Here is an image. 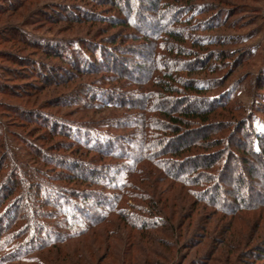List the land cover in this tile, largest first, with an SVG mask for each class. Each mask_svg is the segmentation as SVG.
<instances>
[{"label": "rangeland", "instance_id": "1", "mask_svg": "<svg viewBox=\"0 0 264 264\" xmlns=\"http://www.w3.org/2000/svg\"><path fill=\"white\" fill-rule=\"evenodd\" d=\"M14 1L7 10H4L1 5L3 3L0 4V24L4 25H0V72H5L1 77L4 78L6 84L0 83V140L1 136L5 135L9 138L8 144L15 150L13 155L4 158L5 162L0 169V191L4 192L2 195L6 199V201L3 199L5 202L2 204L3 196L0 193V264H263L264 260L254 259L252 263H247L249 259H252L247 257V250L253 248L255 244L264 243V200L262 201L264 199V151H262V146L264 149V0H193L190 2L193 4L191 10V6H185L188 1L175 0L176 2H172L174 8L163 6L158 7L156 11L152 2L160 1L159 4L165 5V0H118L114 5L111 0H102L101 4H95L92 0ZM62 4H67L74 13L77 12L81 19L71 21L57 18L53 21L45 19L42 15V13L51 14L55 19L61 16V12H64L62 14L66 16V11H62ZM187 20L190 22L187 23ZM4 21L8 23L16 21L14 22L16 25H12L20 27L26 39L35 43L36 48L24 47V45L22 47L17 40L13 39V32L4 30L3 27L7 25ZM217 23L224 25L211 29L213 27L211 25ZM173 30L181 32L182 35L183 43L178 46L185 47L187 50L193 49L198 54L194 56L173 54L170 58L160 56L158 59L160 58L159 61L163 64L174 58L180 61L195 60L194 67L196 71H200L199 73H190L191 66L189 71L186 66H180L179 69L171 67V70L179 77L202 80L209 85L207 88H210L202 95L218 100L216 112L222 114L215 119L229 123L224 128L222 126L217 130L213 128L215 132L211 130L209 135L215 139L220 136L224 137L225 148L227 147L228 151L234 154L233 156H237L235 157L237 159H232L227 153L221 159L220 168L229 164L230 167L226 169L230 173L223 176L221 172L225 169L203 171L201 168L197 173L203 180L202 185H186L174 181L169 176L172 170L167 169L169 171L167 175L151 162H143L142 166H144L140 174L133 178L137 186H134L135 190L130 188L131 193H147L149 197H155L158 203L156 207L162 210L161 213L156 212V208L152 211V207L148 208L145 213L147 200L131 194L132 196L128 195L122 201L116 202L118 212L111 214L106 222L94 225L81 235L72 237L71 234L65 241H57V232L66 233V231L53 224L54 214L58 215V213L54 207L47 206L43 202L46 199L45 196L42 198L34 191L32 184H26L27 173L43 174L39 176L41 179L33 181L38 182L37 184L62 185L71 190L105 189H101L99 185L92 184V182L56 179L57 176L62 175V166L58 164V158L78 155L75 153L76 145L68 146L69 148L65 150L63 142L69 140L67 137L53 135L47 127L43 126L32 129L34 123L21 125L22 118L18 109L28 111V108H32L51 113L59 118L95 123L113 137L130 136L136 131V127L130 126L132 122L127 125H106V121L118 120L117 124H121L122 121L126 122L122 116L138 112L135 108L129 109L115 104L119 99L113 93L104 95L110 96L113 102L98 108L89 106V108L81 109L80 105L78 107L61 104L52 106L53 101L55 100L54 103H56V99L60 96L72 93V88L76 86L83 90L89 84L94 87L100 86L96 81L98 79H100L101 86L107 89L118 87V91L128 93L142 91L143 87L139 89V86H143L140 78L149 75L146 70L147 67L152 68L153 63L149 64V61L144 60L143 62L148 64L142 71L128 63L130 66L127 67L128 69L123 68L122 72H118V67H114L113 59L124 61L129 58L135 63L140 62L151 55L153 44L155 45L159 40L166 43L172 39L169 31L173 32ZM144 34L151 39H134L137 36L142 38ZM118 36L119 40L116 45L123 50L122 52L113 49L112 38H118ZM91 40L105 45L103 48L109 51L107 56H104V53L101 55L103 59L96 65L100 67L96 72L72 73L69 80L42 84L38 89L34 86L39 85V80L33 76L19 80L6 75L8 72L5 68L15 69L19 66L1 56L2 51L13 47L15 49L20 45L19 53L34 58L40 63V68L49 62L56 64L59 67L53 68L55 70L51 67H44L45 71H52L50 73L66 77L69 75L68 70H75L74 67L65 59L45 53L44 50H47L44 48L51 49L61 46L60 53L66 57L73 55L75 57L76 50L69 49V44L74 42V45H78L82 42L80 46L86 48L83 42H91ZM216 40L226 44H217ZM223 48L231 54V57L223 59L219 57L218 53ZM208 49L216 51L217 55L209 60L208 58L203 59ZM163 50V54L167 53ZM69 60L71 61L70 58ZM205 61L214 67L201 70L203 66L200 63ZM154 63L157 67L155 66L156 69L152 72H157L160 83L161 79L166 78L163 74L164 69L158 61ZM107 69L117 71L115 78L119 84L116 81L108 82L113 75ZM166 69L170 70V67ZM50 79L54 81L52 76ZM173 83L182 90L179 94L190 93L177 82L173 81ZM17 91L20 92L16 93ZM143 100L142 97L133 99L136 103H142ZM5 111L9 113L5 114ZM143 112V118L148 116L155 119L161 116L153 111ZM143 118L142 120H145ZM162 119L166 120L164 117ZM152 123L154 127L150 128L149 132L157 135L164 133L154 120ZM214 123H210V126H214ZM5 127L16 134L12 132L13 136L10 137L5 133ZM241 127H244L242 130L244 135L241 133ZM232 132H235L234 136L231 135ZM132 135L137 137V134ZM227 135L232 137V139L229 138L232 141L225 138ZM257 137L263 140L261 147L255 144ZM240 140L246 143L243 144ZM24 142L39 147L41 153L50 160L51 165L47 167L42 162L17 165L15 163L17 152L24 151L23 149L26 148ZM247 143L251 147L253 145L256 150L260 149L259 153L246 154ZM199 150L204 152V149L197 150L195 147V152ZM213 150L211 149L210 152ZM112 151H117V149L113 147ZM83 152L89 160L92 157H99L96 152L85 150ZM187 154L190 155V153H185L178 156L167 153L158 159L190 162L191 158ZM28 158L27 156V160ZM102 161L104 163L115 162V159L104 158ZM236 168L239 169L240 174H237ZM204 173L206 176H203ZM210 176L215 177L214 187L218 184L222 185L220 192L223 198L229 200L226 204L240 195L250 196L251 203L259 201L260 206L242 210L236 216H229L206 204L202 201L203 197L200 194H204L202 190L206 192L214 188L207 187L208 182L206 183L205 180ZM191 191L196 192L197 195L193 196L190 194ZM159 192L162 194L155 196ZM212 192L213 194L220 193L217 190H211L208 194L210 198H213L211 197ZM226 199H221L218 195V206L225 203ZM111 202L114 201H109ZM63 203L65 202H59L61 205ZM27 204H37L41 210V215L36 217L37 219L34 217L40 226L30 227L25 224L26 216L31 214L27 210ZM227 209L231 208L228 206ZM162 214L168 218L170 228H167L168 222L161 223L158 218L159 215L163 216ZM144 217L145 219L151 218L156 224L155 227L152 223L150 225L144 222Z\"/></svg>", "mask_w": 264, "mask_h": 264}, {"label": "trees", "instance_id": "2", "mask_svg": "<svg viewBox=\"0 0 264 264\" xmlns=\"http://www.w3.org/2000/svg\"><path fill=\"white\" fill-rule=\"evenodd\" d=\"M14 0H3L1 4L4 7V10L10 9V6L13 5ZM95 4H101L102 0H92ZM118 0H111V3L114 5L116 4ZM120 1V0H119ZM178 1V0H177ZM188 1L185 6L190 7V10L193 7V4H190L193 0H186ZM15 2V1H14ZM172 2H176L175 0H165L164 4H159L160 1L152 2L153 8L155 11L158 9V7L162 8L164 7H170L173 6ZM7 3V4H6ZM5 4L7 6H5ZM62 11H66L65 14H62L64 12H61V16L56 17L53 19L51 14H45L42 13L45 19H51L56 20L57 18H61L62 20H71V21H77L80 18V16L77 14V12H73L72 8H69L67 4H62ZM15 8V7H14ZM72 9V10H71ZM188 9V8H187ZM56 11V10H54ZM81 13V12H80ZM178 13V12H177ZM82 14V13H81ZM85 16V14H83ZM81 15V16H83ZM10 18V17H9ZM8 18V19H9ZM86 18V17H85ZM178 21V19L176 20ZM180 21V20H179ZM4 21V24H7L4 28V30H10L11 33L14 35L13 39L17 40L21 46L24 47H30V48H36V44L31 42L30 40L26 39L25 33L22 31V29L18 26H14V22L12 21L10 23ZM187 23L190 21H186ZM224 23V22H223ZM223 23H217L213 24L211 26V29H214V27H221L224 24ZM14 24V25H12ZM223 24V25H222ZM1 26H4L3 23L0 24ZM0 26V27H1ZM153 26V25H150ZM194 27H197L193 25ZM166 29V28H165ZM2 33V32H1ZM181 32L177 31H169L170 36H172V39L168 40V42L164 43L163 40H159L155 45L153 44L151 55L147 58H143L140 62H133L129 58H127L124 61L114 60V67H118V72H122L123 68L128 69L127 67H130L128 63L132 67H136L139 70H143V68L146 67V65L150 62L152 64V68L147 67L146 72H148L147 77L140 78L142 85L139 86V89L143 87L142 91H133L132 93L128 92H120L118 91V87H114L111 89L104 88L100 84V79L96 80L97 83L100 86H90L87 85L84 87V90L81 88H77L79 86H76L72 88V93L70 94H64L63 96H60L58 99H56V103L54 105H80L82 107H79L81 109H84L86 107L89 108V106H94L96 108L102 106L105 107L107 105H110L111 98L110 96H104L107 93L115 94L118 96V101L115 102V104L121 106V107H128L129 109L135 108L138 110L137 113H133L131 115L125 114L122 116V118L126 119V122H123L121 124H117V121H106V125H127L128 123L132 122L130 126L136 127V131L132 132V134H137V137L130 134L125 135L122 137H113L110 135V133L105 131L104 128L101 126L95 125V123H87L84 121L79 120H71L67 118H59L56 116H53L51 113H46L42 110H33L32 108H28L32 111H27V109H18V113L21 115V125H27L28 123H34V126L32 129H38L41 126L47 127L49 132L53 135H58L60 137H67L69 140L63 142L65 150H67L71 145H76L75 153L78 155H72V156H61L58 158V164L62 167V175L57 176L59 180L62 179H68L71 181H78L81 180L82 182H92V184H97L101 187V189L107 190H94L93 188H88L89 190H83V189H77V190H71L67 186H53V185H43L42 183L39 185L38 182L34 183L33 181H38V179H41L39 176L43 174H37L35 173H27L26 176V184L29 183L32 184V188L34 191L39 194L42 198L45 196V204L47 206H52L56 209L58 215H55L54 218V225L56 227H60L63 231H66V233L58 231V240L57 241H65L69 235H73L72 237H75L77 235H81L84 233V231L91 229L94 225H98L101 222H106L109 219V216L115 212H118L116 208V202H120L123 200L124 197L128 195H133L134 197H140L143 200H147L146 208H144L145 213H147V209L152 207V211L161 213V209L157 208L158 203L155 201V197H149L147 193L145 194H139V193H131L130 188H134V186H137V183L134 182L133 178L138 176L140 174L143 166V162L146 163V161L151 162L153 165L158 166L161 170L164 171V173L171 171V175H169L174 181H178L180 183H184L186 185H202L203 180L201 176H198L199 169H203V171H209V170H219V169H225L222 170L221 174L223 176H226L230 173L229 170L226 168L230 165L226 164L224 166H221L220 163L221 159L225 156V154H230L232 159H237L233 156L234 154L226 147L224 144V137L220 136V138H213L209 135V133L212 131L215 132V130L221 128H224L229 123L228 121H222L218 118L219 115L222 113L216 112V107L218 106L217 102L218 100H215L213 97H206L202 95L204 91H208L206 83L202 82V80H195L193 78H183L176 76L173 74L174 72L171 70V67H177L179 69L180 66H186V68L189 71L190 67V73H199L196 71V68L194 67L195 60L190 61H180L179 59H169L171 61L166 62L163 64V62H160L158 57H164V58H170L171 55L177 54V55H195L198 54L195 50H187V48L178 46L180 43H183ZM147 34V33H146ZM144 34L142 38L136 37L135 40L138 39H151L148 35ZM5 38V36L3 35ZM7 37V36H6ZM144 37V38H143ZM107 39V38H106ZM108 39H111L108 37ZM113 43V49L117 50V52H122L119 46L116 45V43L119 40L118 38L113 37L112 38ZM217 44H226L225 42H219ZM153 42H155L153 40ZM74 42L69 44V49L73 48L76 51V55L74 57H66L63 55V53H60L59 51L62 49L61 46H57L50 48H44L47 51L44 50L45 53L53 56L58 57L60 59H65L66 62L71 64V66L74 67L75 70H68V76L64 77L61 74H55L50 73L52 71H45L44 67H51L58 68L59 66L52 63H44V67L40 68L39 62H36L34 58H30L29 56H25L23 54H20L19 51L20 45L16 46L15 49L10 48L6 49V51H2L1 56L5 57L6 59H10V62H13L14 64H17L19 67L15 69H9L5 68L8 72L6 75L12 77L13 79H23L27 76H33L36 79L39 80V85L34 86L36 89L40 87L42 84L47 83H55V82H62L65 80H69V78L72 77V73H90V72H96V70H99V66L96 67L97 64L101 63L102 54L104 53V56H107L109 54L108 49L103 48L105 45H100V42H94L91 40V42H83L85 44L86 48H82L81 43H78V45H74ZM88 46H87V45ZM100 45V46H99ZM90 47V48H88ZM82 48V50H81ZM56 49V50H55ZM106 49V50H105ZM164 49V50H163ZM163 51H166L167 53L163 54ZM140 52V51H139ZM216 51L212 49L207 50V54L204 58L211 59L212 57L216 56ZM106 54V55H105ZM116 55V53H113ZM222 59L231 57V54L224 48L220 50L218 53ZM169 56V57H168ZM78 57V58H76ZM127 57V56H124ZM71 59V61L69 60ZM78 61H77V60ZM144 60L149 61L147 64L143 62ZM153 61V62H152ZM159 62V64L164 69V75L166 78L163 80H160V83L158 82L159 78L157 76V72H152L154 69H156L157 65L154 62ZM193 61V62H192ZM94 64V65H93ZM203 69H211L214 66L208 65L207 61L200 63ZM29 65V66H28ZM102 65V64H100ZM208 65V66H204ZM94 66V67H93ZM156 66V67H155ZM167 67H170V70L166 69ZM102 68V67H101ZM216 68V66H215ZM213 68V69H215ZM62 69V68H60ZM55 70V69H53ZM198 70V69H197ZM66 71V70H65ZM109 73L113 75V78H109L108 82L116 81L117 84H119L117 78V71H110L107 69ZM208 71V70H206ZM5 72H0V83L2 82L4 85H6L4 82V78L1 76H4ZM52 76V79L50 77ZM123 76H125L123 74ZM134 77V76H132ZM105 78V77H104ZM103 78V79H104ZM101 79V80H103ZM177 82L178 85L185 88V90H188L190 93H181L182 90L177 87L173 83ZM42 81V82H41ZM44 82V83H43ZM107 82V83H108ZM204 83V84H203ZM141 85V84H140ZM156 85V86H155ZM122 86V85H121ZM124 86V85H123ZM122 86V87H123ZM8 87V86H7ZM153 87H157L154 88ZM74 89V90H73ZM81 89V90H80ZM83 90V92H82ZM26 91V90H24ZM8 92V90L6 91ZM20 91H17L18 93ZM109 94V95H110ZM127 94V95H126ZM169 94V95H168ZM142 97L144 98L143 102H134V98ZM88 100V101H87ZM110 101V102H109ZM174 102V104H173ZM177 105V106H176ZM37 109V108H35ZM38 109H40L38 107ZM145 111L146 113L149 111H153L157 114H160L161 116L153 119L152 117L144 116L143 114ZM5 114H8L9 112L5 111ZM162 117H164L166 120H163ZM145 119V120H142ZM42 120V121H41ZM122 120V119H121ZM155 121L158 125V128L161 129L164 133L163 134H152V132H149V129L154 127V124L152 121ZM125 121V120H124ZM212 122H215L214 126H210ZM215 130H214V129ZM241 133L244 135V132L242 131L244 127H241ZM5 133H7L10 137L11 135L7 127L4 128ZM16 134L15 132H13ZM235 134V132H232L231 135ZM238 133V132H237ZM236 133V134H237ZM1 134V130H0ZM229 135V134H228ZM225 136V138L229 141L232 139L231 136ZM234 136V135H233ZM258 136V135H257ZM20 137V136H19ZM0 140V169H2V165L5 162L4 158L9 157L13 155V152L15 150L12 149L11 145L8 144L9 138L5 135L1 136ZM231 138V139H229ZM200 141V142H199ZM232 141V140H231ZM240 142H243L240 140ZM26 144V148H24L23 152L18 153L17 152V162H15L17 165H26L27 163L32 162L33 164L37 163H43L45 166L49 167L50 160L45 156L43 153H41V150H39V147L35 145H29L30 143L24 142ZM246 142H243V144ZM249 143V142H248ZM246 145L245 151L248 155H256L259 153V150H256L253 148V145L251 147L250 144ZM263 140L261 137H257V140L255 144H259L261 147L263 144ZM249 145V146H248ZM69 146V147H68ZM239 146V145H237ZM78 147V148H77ZM116 148L117 151H112V149ZM139 147H141L139 149ZM195 147L198 149H204V152H201L203 150H199L195 152ZM85 150L86 152H96L99 157H92L91 160L87 159L86 153L82 151ZM211 149H214L212 152ZM208 151V152H206ZM228 151V152H227ZM262 151H264L262 146ZM167 153H172L174 155L182 156L185 153L190 156L191 161H178L176 159L170 160V159H158V157H163ZM27 156L29 157L27 160ZM104 158H110L115 159V162H106L102 161ZM98 160V161H97ZM264 163V162H263ZM31 164V163H30ZM189 164V165H187ZM171 167V169L169 168ZM169 171H168V170ZM35 170V169H34ZM189 170V171H188ZM237 174L239 173V169H235ZM29 171V170H28ZM191 171V172H190ZM227 171V172H226ZM253 171V170H251ZM198 172V173H197ZM191 173H194V175H191ZM208 174V172H205ZM203 174V176H206V174ZM240 174V173H239ZM168 175V174H167ZM214 178L213 176L207 177L206 183L208 182L207 187H214ZM226 178V177H224ZM43 179V178H42ZM245 180V179H244ZM223 182V181H222ZM213 184V185H212ZM222 185L218 184V186H215L214 188H210L208 191L200 194L202 195V201H204L206 204L214 207L215 209L221 210L224 213L228 214L229 216H236L240 213L242 210H249L251 208L259 207L260 203L259 201H256V203H251L250 196L243 197L238 195L235 200H232L229 202V204H226L229 200L226 198H223V195L220 192ZM28 188V187H26ZM23 189V186H22ZM136 188H134L135 190ZM24 190V189H23ZM211 190H217L220 193L213 194V198H210L208 194ZM7 192V191H6ZM1 195L4 192H1ZM162 193H156L155 196H160ZM190 194L193 196H196L197 193L194 191H191ZM221 194V195H220ZM131 195V196H132ZM218 195L221 197V199L224 200L225 203H221L218 206L217 198ZM3 196V195H2ZM130 196V197H131ZM4 199V196L2 197V200ZM162 197L160 198V200ZM6 201V199H4ZM2 201L3 202L5 201ZM264 199H262L263 201ZM60 201H64L67 203H63L62 205L59 204ZM109 201H114L109 203ZM69 204V205H68ZM1 205V204H0ZM157 206V207H156ZM230 207L231 209H227V207ZM27 210L30 214V216H26V219L24 220L25 224L38 227L39 222L36 221V217L41 215V210L39 209L38 205H31L27 204ZM101 213V215H100ZM163 215V214H162ZM36 219H35V218ZM161 223L168 222V227H171V224L167 217L164 215H159ZM166 219V220H165ZM163 220V221H162ZM153 220L151 218L144 217V222L147 224L151 223L155 227V223L152 222ZM24 224V225H25ZM158 225V224H157ZM142 226V225H140ZM153 227V226H152ZM142 228V227H141ZM140 228V229H141ZM74 233V234H73ZM62 234V235H61ZM249 241V240H248ZM1 242V241H0ZM247 243H245L246 245ZM244 245V246H245ZM249 245V244H247ZM247 257H251L252 259H249L247 263L254 260H264V243L262 244H255V246L249 250H247ZM245 262V261H244ZM246 263V262H245ZM252 263V262H251ZM264 264V262H263Z\"/></svg>", "mask_w": 264, "mask_h": 264}]
</instances>
